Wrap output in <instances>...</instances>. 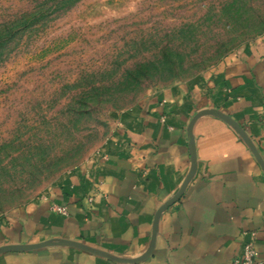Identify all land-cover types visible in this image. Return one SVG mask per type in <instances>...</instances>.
<instances>
[{
    "label": "crops",
    "instance_id": "0c3cea01",
    "mask_svg": "<svg viewBox=\"0 0 264 264\" xmlns=\"http://www.w3.org/2000/svg\"><path fill=\"white\" fill-rule=\"evenodd\" d=\"M204 109H218L239 123L264 162V33L213 69L121 111L95 153L39 197L0 216V246L61 238L118 259L141 257L156 210L190 170L187 126ZM192 134L195 173L162 212L146 259L122 263L51 246L2 253L0 264H228L251 240L264 260V171L225 121L199 117ZM53 205L66 207L67 214L53 212Z\"/></svg>",
    "mask_w": 264,
    "mask_h": 264
},
{
    "label": "rangeland",
    "instance_id": "374dc122",
    "mask_svg": "<svg viewBox=\"0 0 264 264\" xmlns=\"http://www.w3.org/2000/svg\"><path fill=\"white\" fill-rule=\"evenodd\" d=\"M37 3L0 49V216L95 153L121 111L264 33V0H0V23Z\"/></svg>",
    "mask_w": 264,
    "mask_h": 264
},
{
    "label": "water",
    "instance_id": "95a60500",
    "mask_svg": "<svg viewBox=\"0 0 264 264\" xmlns=\"http://www.w3.org/2000/svg\"><path fill=\"white\" fill-rule=\"evenodd\" d=\"M206 115H212L215 116L223 121H225L242 139V141L245 143V145L249 148L251 153L254 155L256 161L260 165L261 169L264 171V162L254 145L253 141L251 138L247 135L246 131L243 130L240 126L239 123H237L235 120H233L229 115L221 112L218 109H204L199 112H197L190 120L188 126H187V134L189 136V142H188V148H189V155H190V161H191V167L186 175L183 183L179 187V189L174 193V195L165 201L155 212L154 218H153V223H152V234H151V240L150 244L148 246L147 251L139 258L136 259H131V260H125V259H118L115 257H112L108 255L107 253L94 249L88 246L83 245L82 243H79L77 241H72V240H67V239H61V238H52L48 239L46 241H42L39 243H34V244H11V245H3L0 246V254L5 253V252H24V251H33V250H38L44 247H51V246H70V247H75L77 249H81L84 251H88L103 257H106L107 259H110L112 261L116 262H122V263H136L139 261H142L146 259L153 250L154 244H155V238H156V233H157V226H158V221L159 218L165 210H167L171 205L177 201L181 195L183 194L187 184L193 177L195 170H196V155H195V146H194V138L192 134V127L195 123V121L202 116Z\"/></svg>",
    "mask_w": 264,
    "mask_h": 264
},
{
    "label": "trees",
    "instance_id": "16d2710c",
    "mask_svg": "<svg viewBox=\"0 0 264 264\" xmlns=\"http://www.w3.org/2000/svg\"><path fill=\"white\" fill-rule=\"evenodd\" d=\"M44 2L45 1H41ZM54 2V1H53ZM56 2V1H55ZM43 3H37L35 7H33L29 11H25L19 15L11 17V21L7 23H0V49L3 47L4 44H7L11 41L14 36L13 27H23L28 28L32 22H36L39 19L44 17V10Z\"/></svg>",
    "mask_w": 264,
    "mask_h": 264
},
{
    "label": "built area",
    "instance_id": "2783aa9c",
    "mask_svg": "<svg viewBox=\"0 0 264 264\" xmlns=\"http://www.w3.org/2000/svg\"><path fill=\"white\" fill-rule=\"evenodd\" d=\"M91 200L89 199V201ZM51 210L58 214H67V209L64 206L53 205ZM228 264H264V260L259 258L255 243L251 240L244 244L241 254L233 257Z\"/></svg>",
    "mask_w": 264,
    "mask_h": 264
}]
</instances>
